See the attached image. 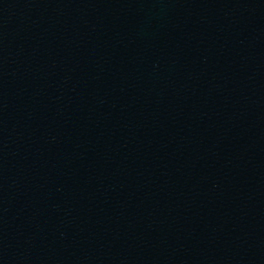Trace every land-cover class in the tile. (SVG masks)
Listing matches in <instances>:
<instances>
[{"label":"water","instance_id":"1","mask_svg":"<svg viewBox=\"0 0 264 264\" xmlns=\"http://www.w3.org/2000/svg\"><path fill=\"white\" fill-rule=\"evenodd\" d=\"M0 264H264V0H0Z\"/></svg>","mask_w":264,"mask_h":264}]
</instances>
